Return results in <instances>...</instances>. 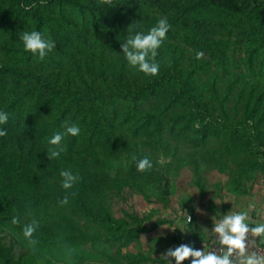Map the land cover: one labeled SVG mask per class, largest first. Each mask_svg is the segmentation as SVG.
Wrapping results in <instances>:
<instances>
[{
    "label": "trees",
    "instance_id": "trees-1",
    "mask_svg": "<svg viewBox=\"0 0 264 264\" xmlns=\"http://www.w3.org/2000/svg\"><path fill=\"white\" fill-rule=\"evenodd\" d=\"M164 17L160 71L145 76L121 43L130 25ZM32 30L56 43L43 61L19 39ZM0 108V264H142L144 254L100 258L95 246L140 239L153 214L136 212L137 195L159 190L168 207L169 170L190 166L204 190L202 169L214 168L239 199L264 185V0H0ZM65 121L81 133L48 160ZM144 155L154 167L137 172L132 157ZM66 169L80 176L67 192ZM33 219L34 244L22 234Z\"/></svg>",
    "mask_w": 264,
    "mask_h": 264
},
{
    "label": "clouds",
    "instance_id": "clouds-1",
    "mask_svg": "<svg viewBox=\"0 0 264 264\" xmlns=\"http://www.w3.org/2000/svg\"><path fill=\"white\" fill-rule=\"evenodd\" d=\"M108 7L114 6V0H105ZM138 26H129L127 35L121 43V50L129 68L143 73L145 76H156L160 71V64L157 62L159 49L167 39L171 25L166 17L160 18L157 23L147 31L137 30ZM23 44V50L30 53L40 61L45 60L56 48L55 41L44 31L32 30L22 31L19 35ZM202 53L197 54L199 58ZM9 122V113L0 108V137L8 135L4 127ZM81 128L77 123L65 121L61 125V130H57L47 138V158L48 160H58L61 154L66 151V137H78ZM137 172H148L153 169L154 164L149 156L142 158L132 157ZM157 163L163 164L161 158ZM61 187L66 192L71 190L80 180L78 174H74L71 169L60 172ZM67 204V196L62 201ZM254 203L249 204L246 209L240 211H228L218 220L213 221L212 232L215 233L214 247L216 251H206L204 248H196L191 244L183 243L176 247L168 248L161 254L164 264H264V255L256 251L249 252L248 245H264V220L253 221L250 212L255 209ZM264 215V213H261ZM12 225H20L19 216H13ZM39 227L37 220L33 219L22 226L23 237L30 243H35L33 239Z\"/></svg>",
    "mask_w": 264,
    "mask_h": 264
},
{
    "label": "rangeland",
    "instance_id": "rangeland-1",
    "mask_svg": "<svg viewBox=\"0 0 264 264\" xmlns=\"http://www.w3.org/2000/svg\"><path fill=\"white\" fill-rule=\"evenodd\" d=\"M167 162L164 161L163 165ZM191 169L190 166H186L183 169L174 167L166 173L171 176V184L169 185L171 204L168 207L156 203L161 198L159 188L157 189L158 192L147 190V193L150 192L152 194L149 199L138 193L136 212L153 214V218L146 223L148 230L141 235L137 242L129 247L122 248L118 244L109 242L97 244L95 249L99 253L100 258H104L106 253L123 261L122 256H126L127 253L138 256L144 254L143 256L149 257L150 260L142 264H164V261L160 259L161 254L168 248L178 246L179 239L183 236V233L190 232L191 227L200 228L204 225V217L209 214L206 209L212 207V205L217 207L216 205L220 206V204L225 203L228 206L230 204L229 208L238 210L239 206L245 203L244 199L248 196L246 194L242 196L243 200L236 195L237 200L233 199L234 194L230 191L231 180L228 176L220 174L214 168H203L201 175L203 190L197 184V179ZM115 203L114 197L109 195L107 205L115 215H119L115 211ZM209 215L215 219L214 214ZM79 221L81 224H85L84 220ZM18 252H20L19 249ZM86 264L101 263L93 261ZM102 264H108L107 259Z\"/></svg>",
    "mask_w": 264,
    "mask_h": 264
},
{
    "label": "crops",
    "instance_id": "crops-1",
    "mask_svg": "<svg viewBox=\"0 0 264 264\" xmlns=\"http://www.w3.org/2000/svg\"><path fill=\"white\" fill-rule=\"evenodd\" d=\"M247 195H248L247 198L244 199L245 203L241 204L238 210L229 208L230 204L228 206L225 203L220 204V206L216 205L217 207L212 205L214 209L212 207L206 209L207 213L214 214L215 219H213V216L207 214V216L204 217V225H202L200 228L191 227L190 232H187L186 234L183 233V236L179 239V245L183 243H187L193 245L196 248L202 249L205 247V250L207 251L208 246L214 244V237L216 235L215 233L212 232L213 221L218 220L222 215H224L226 212L230 210L233 212L244 210L247 208L249 204L252 203L256 205L255 209L250 212L252 220L253 221L264 220V215H261V213H264V185L257 189L251 190ZM233 199L237 200V197L234 195Z\"/></svg>",
    "mask_w": 264,
    "mask_h": 264
},
{
    "label": "built area",
    "instance_id": "built-area-1",
    "mask_svg": "<svg viewBox=\"0 0 264 264\" xmlns=\"http://www.w3.org/2000/svg\"><path fill=\"white\" fill-rule=\"evenodd\" d=\"M207 251H216L214 244L208 246ZM248 251L249 252L256 251L259 254L264 255V245H260L259 238H256V244L255 245L249 244ZM184 264H189V261H185Z\"/></svg>",
    "mask_w": 264,
    "mask_h": 264
}]
</instances>
